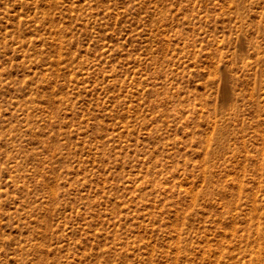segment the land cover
<instances>
[{"label":"rangeland","instance_id":"rangeland-1","mask_svg":"<svg viewBox=\"0 0 264 264\" xmlns=\"http://www.w3.org/2000/svg\"><path fill=\"white\" fill-rule=\"evenodd\" d=\"M0 264H264V0H0Z\"/></svg>","mask_w":264,"mask_h":264}]
</instances>
